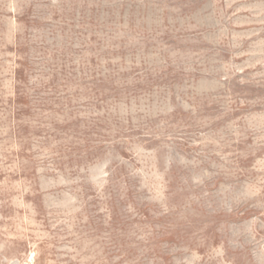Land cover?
<instances>
[{"label":"rangeland","instance_id":"rangeland-1","mask_svg":"<svg viewBox=\"0 0 264 264\" xmlns=\"http://www.w3.org/2000/svg\"><path fill=\"white\" fill-rule=\"evenodd\" d=\"M0 264H264V0H0Z\"/></svg>","mask_w":264,"mask_h":264}]
</instances>
